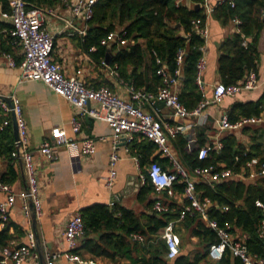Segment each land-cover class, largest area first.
<instances>
[{
  "label": "trees",
  "instance_id": "obj_1",
  "mask_svg": "<svg viewBox=\"0 0 264 264\" xmlns=\"http://www.w3.org/2000/svg\"><path fill=\"white\" fill-rule=\"evenodd\" d=\"M25 1L28 8L37 6L33 0ZM204 1L186 0L177 4L176 0H98L93 8V17L87 22L89 28L84 37V47L87 51L92 46L97 47L96 51L90 53L98 63L106 60L107 51L110 49V64L116 67L120 77L135 89L153 93L162 84L161 77L156 72L159 66L157 57L169 71H173L177 54L184 49L186 53L178 94L180 100L192 110L198 106L202 97L196 83V74L205 39L196 29L194 21H199L200 26L206 24L208 15L203 6ZM9 2L10 0H0L5 10L10 9ZM212 15L225 25L235 17L241 19L240 32L225 38L219 46V71L222 80L226 85L233 84L243 79L250 70L258 69V43L264 32V0H235V6L223 3L214 8ZM123 29L128 40L126 44H101V40L109 32ZM244 37L248 39L247 46L243 45ZM262 112L264 91L256 101L235 102L228 113L230 120L236 122L242 117L258 116ZM253 126L246 125L242 128L243 131L251 133L249 144L242 143L235 131H227L221 138L223 147L209 151L203 160L198 158L197 151H186L188 141L184 134L171 140L179 152L180 161L189 171L198 165H215L220 168L230 167L235 174L241 173L244 176L241 178L235 175L213 185L199 180L197 192L201 199L208 197L213 201V206L208 211L210 219L217 220L221 226L229 223L231 233L238 239L242 238L251 253L262 254L264 237L260 235V231L264 221V208L257 206L256 202L260 200L264 203V175L255 179L249 178L247 162L254 157H260L264 161V142L259 139V129ZM204 133L199 134L201 146L207 141ZM0 135L8 141L4 149L0 146V154L5 155L9 161L2 179L11 182L18 174L12 162L15 158L12 133L8 127L6 131H0ZM138 137L141 139L130 142L129 146L132 153L141 155L142 163L157 160L165 169H174L169 158L154 155L156 143L143 136ZM173 189V195H169L166 190L158 192L147 172L137 198L140 202L147 203L149 212L138 216L133 209L124 207L119 201L113 207L108 203H95L82 208L80 213L86 233L74 251L81 253L85 249L96 257H105L112 261L125 259L132 264H169L167 245L161 238L160 231L170 221L180 218L189 204L185 196L181 203L175 199L177 193L184 194L183 182H176ZM157 193L161 195L157 196ZM156 202L166 205L169 210L158 213L154 210ZM11 227L7 223L0 230L2 249H14L11 241L16 239L17 233H23L17 227L15 233H11ZM176 232L181 237V248L195 236L203 249L195 255L194 260H190L189 254H178L175 264H198L209 256L211 244L218 242L217 232L197 212H187L177 225ZM133 233L142 234L145 241H134L131 237ZM231 257L243 264L229 249L218 260L219 264H229ZM3 258L4 255L0 253V261Z\"/></svg>",
  "mask_w": 264,
  "mask_h": 264
},
{
  "label": "built area",
  "instance_id": "obj_2",
  "mask_svg": "<svg viewBox=\"0 0 264 264\" xmlns=\"http://www.w3.org/2000/svg\"><path fill=\"white\" fill-rule=\"evenodd\" d=\"M67 2V0H62ZM98 0H77L71 4V12L73 19H80L87 23L93 17V8ZM186 0H176L180 4ZM229 3L235 6V0H217V4ZM10 9L5 10L0 4V15L2 18L10 20L11 29L9 35L15 44L21 45L23 49V58L21 62L16 64L11 54H6L9 64L13 67L18 66L20 75L18 82L22 83L29 80H40L48 85L58 95L66 98L78 111L71 118V130L75 136L69 135L63 127H58L55 132L54 141H46L38 149L44 159L51 161L55 159L56 149L60 145H65L71 150H77L80 154L91 155L96 151V140L92 137H78L82 129L81 117H92L106 122L113 130L112 138L117 144L122 138L128 141L134 140L138 135L153 141L162 155L169 158L173 165V170L165 169L159 162L152 161L150 163L148 173L155 189L158 192L166 190L169 195L174 194V184L176 182L184 183V196L188 199L189 204L181 213L180 219L185 217L187 212H197L202 219L217 232L218 242L211 244L209 255L215 259L223 258L226 250H230L234 256L239 257L243 264H264V252L262 254H254L244 240L238 239L230 231L231 225L226 223L221 226L217 220L210 219L208 211L213 206V201L206 197L201 199L197 192V183L199 180L213 185L215 182L222 181L234 177H244L241 173L235 174L230 167H218L215 165L196 166L189 171L180 161L179 157L172 150L170 139L175 138L179 134H185L188 129L193 128L196 124L194 121L184 125L173 124L167 119H163L160 114L158 102H164L165 106L172 110L175 117L185 119L189 117L198 118V123H203L206 117L205 110L210 104L220 103L228 95L233 96L243 90H254L259 87L260 82L255 70H250L246 78L243 80L226 85L219 83L215 86V91L208 96L203 80V72L206 69V42L208 40L210 30L207 22L204 26H200L199 21H194L198 32L205 39V45L201 47L202 56L197 62L196 83L201 92V100L198 106L192 110L180 100L175 87L179 84L183 73V62L186 51L179 50L177 54L176 67L173 71H169L162 60L157 57L159 64L157 74L161 77L162 84L158 87L157 92H148L135 89L133 85L128 87L129 98L122 97L119 93L109 86L91 87L77 75L67 76L63 73L61 64L54 60L53 53L55 48L54 35L50 32L46 25V14H54V10L42 9L38 7L28 8L25 0H10ZM203 6L207 15L213 11L208 6L207 0ZM233 23L238 26L241 19L235 17ZM73 26V21H68ZM87 27L79 32L82 36L87 35ZM126 31L114 30L101 40L102 45H111L112 43L126 44L128 40L125 38ZM243 45H248L247 37L243 39ZM96 48L92 46L91 51ZM105 64L106 62L103 61ZM11 103H7L4 99L0 100V106L5 112V116L0 123V131L4 132L13 123L15 116L18 126L19 140L16 141L15 158L23 164L26 173L27 187L19 192H15L11 183L0 180V193H4L5 199L0 201V221L7 222L10 217V210L19 198L22 203V211L25 217V225L27 229L26 241L17 245L14 249L8 251L9 257L14 264H23L29 257L38 261L41 258L38 251V241L34 230L33 216L41 217L43 213V199L41 196V188L38 179L37 167L34 159V151L28 144V126L24 116V111L20 99L15 95H11ZM150 106L152 109L146 108ZM264 121V115L242 117L236 122H232L229 113L224 112L220 119L219 125L221 130H231L242 128L246 125L259 124ZM189 148L191 144H188ZM223 142L219 138L213 143H206L198 146V158L203 160L207 157L209 151L221 149ZM129 152V149H127ZM134 159L139 164V156ZM238 159V158H237ZM120 155L114 150L109 158V171L104 176L105 185L111 188L116 181L118 171L117 163ZM249 168V178L255 179L264 175V161L260 157H254L247 162ZM146 176H142V182H145ZM119 200V195L113 196L108 203L113 207ZM257 206L264 208V203L260 200L256 202ZM227 209V208H226ZM154 210L158 213L166 212L169 208L161 202H156ZM176 221H170L160 234L167 245V255L169 258H175L180 253L181 238L175 231ZM85 224L80 212L74 214L66 225L64 232L66 249L63 251H51L43 249V259L45 264H57L61 258L80 263L88 262L83 259L81 254L74 250L79 247L81 239L84 237ZM260 235L264 237V221ZM131 237L134 241L144 242L145 237L140 233H133ZM89 263H94L90 260Z\"/></svg>",
  "mask_w": 264,
  "mask_h": 264
},
{
  "label": "crops",
  "instance_id": "obj_3",
  "mask_svg": "<svg viewBox=\"0 0 264 264\" xmlns=\"http://www.w3.org/2000/svg\"><path fill=\"white\" fill-rule=\"evenodd\" d=\"M75 1L77 0H67V2L62 0H33L37 5L34 7L42 9L52 8L54 10V14H46L45 16L46 25L54 35V60L61 64L65 75H77L86 85L91 87L109 86L122 97L129 98L128 87L132 84L121 78L116 67L107 63V60H105L106 63L104 64L98 63L94 59L90 52L96 51V46H94L96 48L94 51L85 49L83 44L84 36L79 31L84 27L88 29L89 26L80 19H73L71 4ZM207 2L208 6H211L213 10L218 5L217 0H207ZM212 12L208 14L207 18L210 34L206 42L207 65L203 72V80L208 96L214 93L217 84L224 83L219 71V46L225 38L239 32L238 26L233 21L226 25L222 24L221 21L212 15ZM68 21H73V26L69 25ZM10 29V20L2 18L0 15V95L11 98V95L15 94L20 99L24 111L28 126V144L34 151L43 199V213L36 221L43 249L51 251L65 250L64 232L70 218L87 206L95 203H109L116 194L119 195V203L126 208L133 209L138 216L141 213L149 212L146 207L147 203L140 202L137 198V193L144 183L142 182V176H146L152 161L142 163L141 155L132 153L129 146L130 142L139 141L141 137L136 136L132 141L122 138L121 141L115 144L112 138L113 130L106 122L92 117H81L82 129L78 137L95 138L96 151L94 154H80L77 150H71L65 145H60L56 149L57 157L55 159L48 161L41 156L38 149L44 142L54 141L58 127H63L69 135L75 136L71 130V118L78 113V110L66 98L58 95L40 80L18 82L20 70L18 66L13 67L9 64L6 54H11L16 64H18L17 62L22 60L23 49L21 45L13 43L9 35ZM258 50V69L256 72L260 82L259 87L254 90H243L233 96L228 95L222 102L210 104L205 110L206 117L203 123H198V118L195 117L177 118L173 115L171 109L164 108L167 106H158L160 109L159 115L173 124L184 125L192 121L196 124L184 134L188 141L186 145L188 153L196 152V148L201 146L199 143V134L201 132H205L206 143H213L217 139H221L227 131H235L240 141L244 144L251 142L250 131H243V127L221 130L219 119L224 112H229L235 102L256 101L261 97L264 91V32L260 36ZM111 58L112 55L110 60ZM180 88L181 83L179 82L175 90L179 92ZM2 99L0 97V100ZM5 101L9 103L7 100ZM146 108L152 109L150 106ZM261 114L264 115V112ZM4 116L5 112L1 108L0 123ZM251 125L259 129V139L264 142V121ZM9 131L12 133L14 149L17 151L14 122L9 126ZM171 139V148L179 157V152L174 147ZM7 142V139L0 135V146L3 149ZM188 144H191L192 148H189ZM127 149H129V152ZM114 150L119 153L120 160L117 163L118 175L115 184L109 188L105 185L104 176L108 174L109 158ZM157 154L164 157L158 147L154 152V155ZM135 156H139V164L134 159ZM15 160L16 158L12 162L18 174L9 183L12 184L15 192H19L27 187V178L23 164L19 160ZM8 163L7 157L0 154V180H3L2 176L8 169ZM158 195H161V193H157ZM5 196L4 193H0V201L5 199ZM175 199L179 203L183 202L185 199L184 194L177 193ZM181 220L180 218L175 220V231ZM7 223L12 225L11 233H15V227L23 231V233H17L16 239L10 243L15 248L26 241L27 235L22 203L19 198L10 210L9 220L7 222L0 221V230ZM202 249L203 245L199 242V239L193 236L187 241V245L180 249L178 256L189 254L190 260H194L195 255ZM9 250H11L9 247L4 249L0 247V253L4 255L3 260L0 261L1 263L14 264L9 257ZM79 254L88 262L80 263L61 258L57 264H132L131 261L125 259L112 261L105 257H96L85 249H82ZM176 258L171 259L168 257L169 264H175ZM90 260H94V263H89ZM23 264H45V261L42 258L36 261L34 258L29 257ZM198 264H219V261L209 255L207 259L200 261ZM229 264H241V262L239 263L234 257H231Z\"/></svg>",
  "mask_w": 264,
  "mask_h": 264
},
{
  "label": "water",
  "instance_id": "obj_4",
  "mask_svg": "<svg viewBox=\"0 0 264 264\" xmlns=\"http://www.w3.org/2000/svg\"><path fill=\"white\" fill-rule=\"evenodd\" d=\"M197 8H199V5H196ZM111 51L108 50L107 52V55H106V60H107V63H110V57H111ZM3 99L7 100L9 102V104H12L11 103V99L9 97H6V96H1ZM158 106L160 107H163L165 104L164 102H158L157 103ZM13 122H14V134H15V138H16V141L19 140V132H18V126H17V123H16V119H15V116H13ZM33 220H34V230L36 232V236H37V241H38V251L40 252V255H41V258L43 259V247H42V243H41V240H40V236L38 234V231H37V225H36V221H37V218L36 216L34 215L33 216Z\"/></svg>",
  "mask_w": 264,
  "mask_h": 264
},
{
  "label": "rangeland",
  "instance_id": "obj_5",
  "mask_svg": "<svg viewBox=\"0 0 264 264\" xmlns=\"http://www.w3.org/2000/svg\"><path fill=\"white\" fill-rule=\"evenodd\" d=\"M165 109H170L169 107H164Z\"/></svg>",
  "mask_w": 264,
  "mask_h": 264
}]
</instances>
